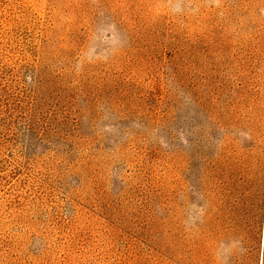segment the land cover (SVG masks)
Returning <instances> with one entry per match:
<instances>
[{"label": "rangeland", "instance_id": "1", "mask_svg": "<svg viewBox=\"0 0 264 264\" xmlns=\"http://www.w3.org/2000/svg\"><path fill=\"white\" fill-rule=\"evenodd\" d=\"M263 244L264 0H0V264Z\"/></svg>", "mask_w": 264, "mask_h": 264}, {"label": "trees", "instance_id": "2", "mask_svg": "<svg viewBox=\"0 0 264 264\" xmlns=\"http://www.w3.org/2000/svg\"><path fill=\"white\" fill-rule=\"evenodd\" d=\"M250 199L251 197L248 193V190H244L243 198H242L243 221H241V224L239 225V232L243 243L247 247H250L253 244V242H255L257 237V222H256L257 219L253 214L255 210L251 212V210H253L251 208H253L252 206L254 205L250 204ZM261 263L264 264V244L262 249Z\"/></svg>", "mask_w": 264, "mask_h": 264}]
</instances>
